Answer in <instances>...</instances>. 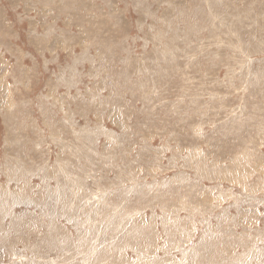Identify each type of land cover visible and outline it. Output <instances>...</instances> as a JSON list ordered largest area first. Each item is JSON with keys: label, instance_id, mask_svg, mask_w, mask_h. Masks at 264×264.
Listing matches in <instances>:
<instances>
[{"label": "rangeland", "instance_id": "obj_1", "mask_svg": "<svg viewBox=\"0 0 264 264\" xmlns=\"http://www.w3.org/2000/svg\"><path fill=\"white\" fill-rule=\"evenodd\" d=\"M0 264H264V0H0Z\"/></svg>", "mask_w": 264, "mask_h": 264}, {"label": "bare ground", "instance_id": "obj_2", "mask_svg": "<svg viewBox=\"0 0 264 264\" xmlns=\"http://www.w3.org/2000/svg\"><path fill=\"white\" fill-rule=\"evenodd\" d=\"M42 154V153H41ZM61 193V192H60Z\"/></svg>", "mask_w": 264, "mask_h": 264}]
</instances>
